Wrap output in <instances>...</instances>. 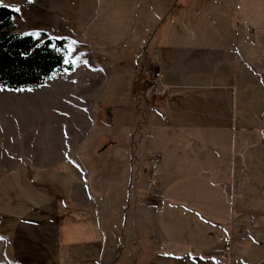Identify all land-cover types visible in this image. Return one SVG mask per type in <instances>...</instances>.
<instances>
[{
    "label": "crops",
    "instance_id": "1",
    "mask_svg": "<svg viewBox=\"0 0 264 264\" xmlns=\"http://www.w3.org/2000/svg\"><path fill=\"white\" fill-rule=\"evenodd\" d=\"M232 1L247 17L242 0ZM230 2L204 3L207 25L200 28L197 44H160L157 30L147 38L154 45L145 59L150 71H163L166 89L149 101L146 139L158 142L162 159L155 186L140 197L130 192L127 207L132 205L136 214L127 232L121 220L117 235L105 224L106 209L119 206L110 194L102 195L107 175L83 171L79 153L67 146L49 161L35 158V152L31 164L15 160L0 175V242L15 245L11 253L0 244V264H117L121 238L136 240L146 231L153 236L145 243L153 249L137 264H264V33L253 36L255 27L246 30ZM180 13L195 21L189 12ZM214 49L230 58L233 68L225 74L213 72L219 64ZM132 50V45L123 49ZM123 51L119 59L131 63ZM85 85L77 86L78 95L100 84ZM78 110L86 111L81 105ZM119 110L134 121L132 104ZM106 145L102 142L100 152ZM120 151L116 160L123 158ZM60 177L67 185L54 195L50 189ZM38 239L54 244L42 251L23 247Z\"/></svg>",
    "mask_w": 264,
    "mask_h": 264
},
{
    "label": "rangeland",
    "instance_id": "2",
    "mask_svg": "<svg viewBox=\"0 0 264 264\" xmlns=\"http://www.w3.org/2000/svg\"><path fill=\"white\" fill-rule=\"evenodd\" d=\"M172 1L0 0V5L11 7L17 12L13 17L15 31L33 35L37 39L43 31L50 38H69L70 41L66 43L65 64L75 67L73 71L66 67L53 71L37 87L8 88L0 85V175L15 160L29 165V156L35 157L37 152L35 158L49 161L61 157L67 146L71 151L79 153L83 166H78L83 171L88 169L90 173L107 175L103 179L108 187L102 195L110 194L118 200L119 206L115 209L110 205L106 209L103 217L108 220L105 224L110 230L116 231L117 235V225L121 220L125 224L124 233L127 232L131 226L129 221L133 219L131 216L136 214L132 205L127 207L128 197H131L130 192L134 198L146 191V181L149 180L147 177L151 175L150 166L155 158V154L148 151L160 146L158 142L146 139L149 129L142 127L143 123H140L142 114L138 112L131 123L127 121V114L116 108V101L125 103L129 84L135 89H141L144 82H147L146 76L154 74V69L150 71L145 59L154 45V39L147 40L154 30L160 35V44L174 42L179 46H186L199 43V30L207 25L205 12L202 11L207 0H184L182 4L180 1L179 5L174 3V7H171ZM231 2L233 15L237 19V14L243 17L241 21L246 30L255 27L253 36L264 33V0H242L250 22L244 17L245 12L234 7V1ZM236 3L238 4L237 0ZM194 8L199 9V12H195ZM182 10L189 12L187 17H194L195 21L186 20L180 13ZM165 16L167 18L164 20ZM231 20L235 21V18L232 17ZM131 45L135 50L123 51L124 46L130 48ZM120 51L125 52L124 56H128L132 62L128 65H114L119 59ZM213 53L216 54L213 58L219 63L214 66L213 72L225 74L228 69L233 68L230 66V58L223 55L222 49H214ZM262 54L264 55V46ZM143 61L146 62L144 67ZM113 65L118 71L114 72ZM116 79L120 83L124 80L123 85L116 87ZM97 83L100 85L92 90L87 88L85 93L78 95L77 86L86 84L85 86L91 87ZM115 92L119 93L120 100L108 102V95ZM152 95L151 99L157 97L153 92ZM80 105L84 111L86 109L85 112L78 110ZM142 128L147 130L146 136ZM111 140L117 141V144L109 146ZM102 142H107V145L100 152ZM120 150H123V158L116 160L114 154H119ZM144 159L148 160V165ZM64 160L61 161L65 165L72 166L71 162ZM66 185L65 179L60 177L50 192L54 195L60 193ZM154 186L155 184L151 188ZM2 188L4 180L0 177V190ZM123 206L126 207L125 210ZM9 223L13 221L10 220ZM122 233L123 231L119 232L120 235ZM138 235L136 240L124 241V237L121 238L116 248L117 264H137L152 251V243L149 247L145 243L152 242L151 231ZM49 240H33L29 244L24 243L23 247L42 251L50 243L54 244ZM249 242L246 241V247ZM3 246L11 253V248L15 247L11 243ZM0 250L3 251L1 245Z\"/></svg>",
    "mask_w": 264,
    "mask_h": 264
},
{
    "label": "trees",
    "instance_id": "3",
    "mask_svg": "<svg viewBox=\"0 0 264 264\" xmlns=\"http://www.w3.org/2000/svg\"><path fill=\"white\" fill-rule=\"evenodd\" d=\"M172 5V4H171ZM17 14L11 7L0 5V85L8 88L37 87L44 83L45 79L55 70L66 67L71 69V64H65L67 51L66 41L61 38H50L45 32L40 33L37 39L33 35L21 34L13 29V17ZM150 41V40H148ZM126 63L122 57L114 65ZM114 72L118 71L116 67ZM127 73H125L126 75ZM113 77L111 76V79ZM149 79V78H148ZM121 80V79H120ZM115 86L123 85L124 80L117 82ZM153 85L147 80L140 90H136L129 84L126 102L116 101V108L132 104L136 113L142 114L140 123L146 127L147 115L152 111L149 101L152 95ZM108 102L117 100L119 93L110 95ZM162 148L151 149V153L160 154ZM159 163V169H160Z\"/></svg>",
    "mask_w": 264,
    "mask_h": 264
},
{
    "label": "built area",
    "instance_id": "4",
    "mask_svg": "<svg viewBox=\"0 0 264 264\" xmlns=\"http://www.w3.org/2000/svg\"><path fill=\"white\" fill-rule=\"evenodd\" d=\"M154 74H151L149 82L153 85L152 92L157 95H162L165 92L166 85L163 83V71L154 70ZM153 164L150 166L151 175L149 180L146 181V190H150L151 187L155 184V180L159 173V163H160V154L155 153V158ZM155 178V179H154Z\"/></svg>",
    "mask_w": 264,
    "mask_h": 264
}]
</instances>
